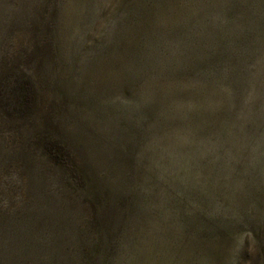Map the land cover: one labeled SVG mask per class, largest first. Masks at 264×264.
Wrapping results in <instances>:
<instances>
[{"label": "rangeland", "instance_id": "rangeland-1", "mask_svg": "<svg viewBox=\"0 0 264 264\" xmlns=\"http://www.w3.org/2000/svg\"><path fill=\"white\" fill-rule=\"evenodd\" d=\"M0 264H264V0H0Z\"/></svg>", "mask_w": 264, "mask_h": 264}, {"label": "trees", "instance_id": "trees-1", "mask_svg": "<svg viewBox=\"0 0 264 264\" xmlns=\"http://www.w3.org/2000/svg\"><path fill=\"white\" fill-rule=\"evenodd\" d=\"M18 87H20V89H22V91L24 90V94L28 92V90H27V88L25 86H18Z\"/></svg>", "mask_w": 264, "mask_h": 264}]
</instances>
